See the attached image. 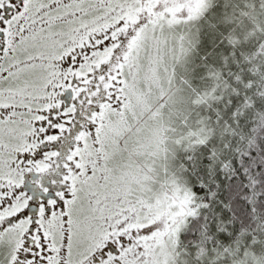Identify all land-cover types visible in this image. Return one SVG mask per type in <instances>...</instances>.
<instances>
[{
  "label": "snow or ice",
  "instance_id": "obj_1",
  "mask_svg": "<svg viewBox=\"0 0 264 264\" xmlns=\"http://www.w3.org/2000/svg\"><path fill=\"white\" fill-rule=\"evenodd\" d=\"M0 264H264V0H0Z\"/></svg>",
  "mask_w": 264,
  "mask_h": 264
}]
</instances>
